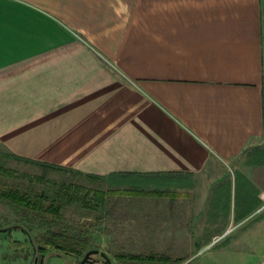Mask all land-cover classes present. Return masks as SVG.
Instances as JSON below:
<instances>
[{"label": "crops", "instance_id": "0c3cea01", "mask_svg": "<svg viewBox=\"0 0 264 264\" xmlns=\"http://www.w3.org/2000/svg\"><path fill=\"white\" fill-rule=\"evenodd\" d=\"M0 148L159 176L161 257L221 210L264 225V0H0Z\"/></svg>", "mask_w": 264, "mask_h": 264}, {"label": "rangeland", "instance_id": "374dc122", "mask_svg": "<svg viewBox=\"0 0 264 264\" xmlns=\"http://www.w3.org/2000/svg\"><path fill=\"white\" fill-rule=\"evenodd\" d=\"M14 190L30 199L42 195L43 207L59 206L60 214L55 219L0 199V264H76L90 250L105 253L112 264H148L118 260L122 255L161 257L159 176H84L19 161L0 148V192ZM219 214L216 225L190 227L196 241L164 243L163 254H181L167 257V264H255L262 259L264 225L222 226L225 211ZM16 226L29 232V242L17 241ZM62 229L77 243L74 252L41 241Z\"/></svg>", "mask_w": 264, "mask_h": 264}, {"label": "trees", "instance_id": "16d2710c", "mask_svg": "<svg viewBox=\"0 0 264 264\" xmlns=\"http://www.w3.org/2000/svg\"><path fill=\"white\" fill-rule=\"evenodd\" d=\"M10 157L13 158V156L9 155ZM36 165H41V166H48L40 163H36ZM53 167V166H50ZM56 168V167H55ZM59 169V168H56ZM0 199L5 201L8 200V202L13 206V207H21L24 208L26 211L30 212H45L50 215H53L55 219L59 218L60 214V207L59 206H54L50 205L49 207H43V202L44 198L42 195L38 197H34L30 199L26 195L19 194L16 190L14 191H2L0 192ZM41 241L46 245V246H51L56 249H67L69 252H74V249L77 247V243L68 237V231L62 229L61 231L59 230L58 232L56 231L55 233L49 234L48 237H43ZM42 252V251H41ZM42 254V253H41ZM42 259V255H40ZM118 260H130V261H137L138 263H148L152 264L154 262H161V263H169L170 260L166 257H155V256H148V257H141V256H119L117 257Z\"/></svg>", "mask_w": 264, "mask_h": 264}, {"label": "water", "instance_id": "95a60500", "mask_svg": "<svg viewBox=\"0 0 264 264\" xmlns=\"http://www.w3.org/2000/svg\"><path fill=\"white\" fill-rule=\"evenodd\" d=\"M94 255H99L101 261L93 260L92 256ZM76 264H112V262L105 253L99 252L98 250H90L86 252L81 261Z\"/></svg>", "mask_w": 264, "mask_h": 264}, {"label": "built area", "instance_id": "2783aa9c", "mask_svg": "<svg viewBox=\"0 0 264 264\" xmlns=\"http://www.w3.org/2000/svg\"><path fill=\"white\" fill-rule=\"evenodd\" d=\"M260 199L262 201L261 210L264 209V194L260 195ZM255 264H264V257L260 260H258Z\"/></svg>", "mask_w": 264, "mask_h": 264}, {"label": "flooded vegetation", "instance_id": "af4514ba", "mask_svg": "<svg viewBox=\"0 0 264 264\" xmlns=\"http://www.w3.org/2000/svg\"><path fill=\"white\" fill-rule=\"evenodd\" d=\"M92 259L95 261H101V259L99 258V255L92 256Z\"/></svg>", "mask_w": 264, "mask_h": 264}]
</instances>
